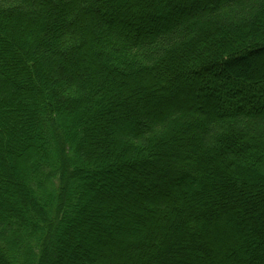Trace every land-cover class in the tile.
<instances>
[{
    "label": "trees",
    "instance_id": "16d2710c",
    "mask_svg": "<svg viewBox=\"0 0 264 264\" xmlns=\"http://www.w3.org/2000/svg\"><path fill=\"white\" fill-rule=\"evenodd\" d=\"M0 264H264V0H0Z\"/></svg>",
    "mask_w": 264,
    "mask_h": 264
}]
</instances>
